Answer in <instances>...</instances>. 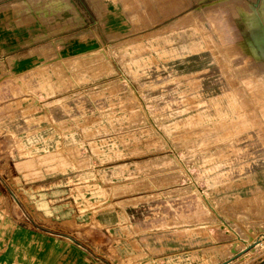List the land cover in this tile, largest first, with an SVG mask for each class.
<instances>
[{"label":"rangeland","instance_id":"374dc122","mask_svg":"<svg viewBox=\"0 0 264 264\" xmlns=\"http://www.w3.org/2000/svg\"><path fill=\"white\" fill-rule=\"evenodd\" d=\"M15 224L91 264H264V0H0Z\"/></svg>","mask_w":264,"mask_h":264},{"label":"crops","instance_id":"0c3cea01","mask_svg":"<svg viewBox=\"0 0 264 264\" xmlns=\"http://www.w3.org/2000/svg\"><path fill=\"white\" fill-rule=\"evenodd\" d=\"M86 252L55 232L18 224L0 227V264H91ZM155 257L149 260L155 263Z\"/></svg>","mask_w":264,"mask_h":264}]
</instances>
